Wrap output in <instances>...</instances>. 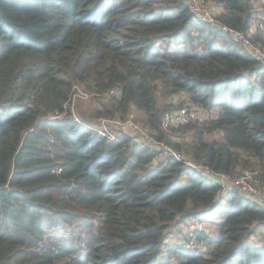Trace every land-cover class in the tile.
<instances>
[{"label": "trees", "instance_id": "16d2710c", "mask_svg": "<svg viewBox=\"0 0 264 264\" xmlns=\"http://www.w3.org/2000/svg\"><path fill=\"white\" fill-rule=\"evenodd\" d=\"M211 1L215 25L183 0H0V264H264L254 200L219 198L206 175L120 129L98 132L134 114L183 157L264 179V65L218 29L264 51L263 5ZM74 86L106 102L93 117L74 116ZM177 92L201 123L163 127L158 99ZM182 129L192 135L178 143ZM186 221L196 225L181 232ZM175 228L179 243L167 240Z\"/></svg>", "mask_w": 264, "mask_h": 264}, {"label": "built area", "instance_id": "2783aa9c", "mask_svg": "<svg viewBox=\"0 0 264 264\" xmlns=\"http://www.w3.org/2000/svg\"><path fill=\"white\" fill-rule=\"evenodd\" d=\"M211 0H184L192 16L202 23H207L209 25H215V15L208 9L204 7L205 3H210ZM264 20V1H263V11H261ZM225 34H228L235 42L242 45L245 51L251 55L256 61L264 65V51L254 46L249 39L240 31L228 28L226 26H220L218 28ZM256 29L255 25L251 26V31L254 32ZM89 94L86 93L81 87L74 86L73 93L69 103L73 107L76 100H88ZM106 97L115 98L118 95L114 91H109L106 93ZM194 103L189 102L186 105H182L175 111H169L164 114L163 127L168 129L169 127L182 125L188 122H197L201 120L199 110ZM132 118H126L124 120L114 118V119H103L100 121L98 132L103 137L108 139H114V135L111 132V127H121L125 130H130L133 132V137H137L145 143L150 149L156 152L157 158L163 162L168 159H176L182 162L186 167L200 172L207 177H209L214 183L219 187L218 197L222 198L230 192H235L241 196L254 200L261 209H264V179L260 171L256 170H244L238 173L234 177H230L225 173H218L211 171L208 167L204 166L202 163L191 159L183 157L175 149L164 141H158L154 137L150 136L144 128L137 124ZM191 230V229H190ZM196 244L190 242L186 243V247L189 249L195 248Z\"/></svg>", "mask_w": 264, "mask_h": 264}, {"label": "rangeland", "instance_id": "374dc122", "mask_svg": "<svg viewBox=\"0 0 264 264\" xmlns=\"http://www.w3.org/2000/svg\"><path fill=\"white\" fill-rule=\"evenodd\" d=\"M263 1L264 0H258V2H256L254 5L258 11V12H256L257 15L260 13V11L262 9ZM183 2H184V0H183ZM213 2L210 1V3H205L204 7L208 8L216 16L220 11V7L215 2L214 3ZM206 30L208 31V29H206ZM174 44L175 43L171 42L170 46H174ZM101 102L106 103L105 101H103L100 98H96V97L90 98V96H89L88 100H76V103L73 107H71V105H70V109L74 113V116L77 115V117H78V115H83L86 117H89V116L93 117L96 113V110L99 107L98 104ZM188 103H189V99L186 96V94L183 92L173 93L168 97L161 96L158 99V105L161 109L164 110V112L175 111L179 107H181L182 105H186ZM195 108L199 110L198 112L201 116V120L196 122V123H201L207 117V114L203 110L199 109L198 107H195ZM213 115H214V113L211 114V116H213ZM127 117L132 118L137 124H139L138 121L136 120V116L134 114H130ZM132 119H130V120L133 122ZM101 120H103V119H100V121ZM100 121H99V124H100ZM118 129L122 130L123 132L127 133L128 135H131V136L133 135V132L130 130H125L121 127H111V130H118ZM191 135H192L191 131H188L186 129H182V130H180V132H178L176 134L175 137H173V140L178 142V143H183L184 139H188ZM210 137H211V139H208V140H212L213 138L215 140H220V136L217 133H214ZM136 140L143 143L138 137ZM143 144H145V143H143ZM186 158H189V157H186ZM214 221H217V219H214ZM193 223H195V222L194 221H186L185 223L181 224L179 226L181 232L187 233L188 231H190V229L194 228L196 225ZM188 224H189V228H187ZM198 226L199 227L203 226V229L206 233L210 234L211 236L213 235V231L215 230V227H214L213 223L209 222V220L203 221L202 225H198ZM261 234L264 236V229L261 230ZM181 235H182V233H179L177 228H175L174 234L172 235L171 238L169 237L167 240L168 241L173 240L174 242L179 243L182 241ZM189 242L192 244H196V241L193 238H191ZM262 244L264 245V242Z\"/></svg>", "mask_w": 264, "mask_h": 264}]
</instances>
